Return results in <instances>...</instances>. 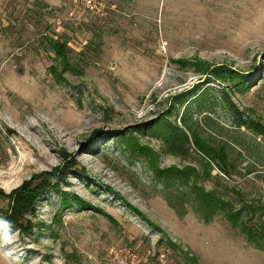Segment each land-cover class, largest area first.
<instances>
[{
    "label": "rangeland",
    "instance_id": "374dc122",
    "mask_svg": "<svg viewBox=\"0 0 264 264\" xmlns=\"http://www.w3.org/2000/svg\"><path fill=\"white\" fill-rule=\"evenodd\" d=\"M103 1L97 18L72 0H0V192L70 167L25 214L32 229L12 225L0 264H264V0ZM181 120L189 150L173 156L162 134L187 133ZM195 140L224 146L234 175ZM156 170L198 174L253 238L226 214L206 223L181 183L179 216Z\"/></svg>",
    "mask_w": 264,
    "mask_h": 264
},
{
    "label": "trees",
    "instance_id": "16d2710c",
    "mask_svg": "<svg viewBox=\"0 0 264 264\" xmlns=\"http://www.w3.org/2000/svg\"><path fill=\"white\" fill-rule=\"evenodd\" d=\"M48 42L56 56L63 61L64 70L66 71L71 69L72 67L68 60L66 43L53 39L48 40ZM221 73H223V70ZM211 74H214L215 76L219 74V76H222V74L217 73L216 71H213ZM236 77L237 74L232 73L229 79L233 82L237 80ZM239 86L242 88L241 90L246 88V85L241 82L239 83ZM183 125L187 128L185 121L183 122ZM239 127H247L251 129V127H249V123L246 121L239 123ZM254 130V133L257 136L264 138V127L262 125H257ZM189 133L190 128H187L186 133L179 127L164 131L162 139L167 152L173 156H184L189 150V136L187 135ZM195 142L198 148L211 161L217 162L213 164L216 165L225 176L231 177L234 175L236 167L231 163L229 154L224 146L214 148L212 146L200 144L197 140H195ZM204 164L209 169H212L211 163ZM69 169L70 167H66V165L62 168L56 167L51 171H45L33 175L30 180L25 181L21 187L15 189L9 195H3L0 192V199L8 200L9 207L6 211H4V215L11 222V224L14 226H21V230L26 229L30 223L27 219H25V214L33 210L35 202L42 196L43 193L58 188L61 179L65 177L66 171ZM156 171L158 172L157 178L160 180L164 190L167 192L166 201L179 216H184V212L181 211L184 208V202L183 198H181L183 194H180L181 196L172 194L175 192L174 185L177 183L183 184L185 190L189 191V196L193 197L194 210L206 223L211 222L219 213L226 214L228 220L234 228H241L244 234H246L250 239L253 238L254 233H252V231L248 229V226L240 220L241 212H235L233 204L224 201L217 196L215 192L207 191L203 187L199 186L198 174L193 173L191 175L183 172L182 170ZM23 221H27V223L25 224ZM31 229L32 225L29 227V230ZM261 234L262 239H264V233ZM259 248L264 249V246H259Z\"/></svg>",
    "mask_w": 264,
    "mask_h": 264
},
{
    "label": "built area",
    "instance_id": "2783aa9c",
    "mask_svg": "<svg viewBox=\"0 0 264 264\" xmlns=\"http://www.w3.org/2000/svg\"><path fill=\"white\" fill-rule=\"evenodd\" d=\"M72 2L97 18L104 17L107 13V5L103 0H72Z\"/></svg>",
    "mask_w": 264,
    "mask_h": 264
},
{
    "label": "clouds",
    "instance_id": "9594fccd",
    "mask_svg": "<svg viewBox=\"0 0 264 264\" xmlns=\"http://www.w3.org/2000/svg\"><path fill=\"white\" fill-rule=\"evenodd\" d=\"M13 240V227L10 221L5 218H0V246L10 244ZM7 260L12 256L11 250H6L0 253Z\"/></svg>",
    "mask_w": 264,
    "mask_h": 264
}]
</instances>
